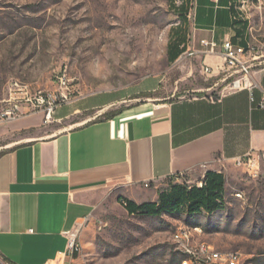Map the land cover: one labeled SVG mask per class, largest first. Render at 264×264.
I'll use <instances>...</instances> for the list:
<instances>
[{"label": "crops", "instance_id": "0c3cea01", "mask_svg": "<svg viewBox=\"0 0 264 264\" xmlns=\"http://www.w3.org/2000/svg\"><path fill=\"white\" fill-rule=\"evenodd\" d=\"M183 3L168 73L76 96L57 108L51 124L38 112L3 122L14 135L25 134L0 153L5 264H66L65 234L86 226L107 199L127 212V203H158L172 185L202 187L209 172L223 175L226 193L240 170L235 160L264 155V14L253 11H261L254 0ZM202 40L215 42V53H206ZM228 41L257 48L251 91H224Z\"/></svg>", "mask_w": 264, "mask_h": 264}, {"label": "rangeland", "instance_id": "374dc122", "mask_svg": "<svg viewBox=\"0 0 264 264\" xmlns=\"http://www.w3.org/2000/svg\"><path fill=\"white\" fill-rule=\"evenodd\" d=\"M182 5V0H0V111L14 82L33 93L52 92L65 69L74 96L127 89L168 73ZM24 137L0 122V153ZM186 229L196 243L222 254L240 253V264H264V178L236 170L222 209L212 215L190 216L184 208L158 218L131 216L107 199L80 231L78 253L66 264H183L190 254L179 253L172 238Z\"/></svg>", "mask_w": 264, "mask_h": 264}, {"label": "built area", "instance_id": "2783aa9c", "mask_svg": "<svg viewBox=\"0 0 264 264\" xmlns=\"http://www.w3.org/2000/svg\"><path fill=\"white\" fill-rule=\"evenodd\" d=\"M260 2L261 14L262 4ZM202 46L206 53H215L217 44L202 40ZM225 50L224 66V91L252 90L255 87L252 75L255 69L260 65L257 48L251 47L248 50L235 46L231 41L223 45ZM206 74L211 73L210 68H206ZM58 89L52 92L39 91L33 93L28 85L14 82L10 85L9 98L5 100L6 108L0 111V122H9L19 119L32 113H42L44 115V124L53 122V115L57 108L69 103L74 97L72 90L73 80L68 69L61 70L56 77ZM264 107V98L261 103ZM235 166L244 169L246 173L254 178H264V155L252 152L244 157L235 160ZM149 187V184L145 185ZM83 226L74 228L65 235L68 239L66 256L73 258L79 250V229ZM201 232V230H200ZM173 243L176 245L179 253H188L192 255V262L186 264H240L241 254L238 252H226L219 254L218 250L207 243H196L192 232L187 233V239H179V230L173 235Z\"/></svg>", "mask_w": 264, "mask_h": 264}, {"label": "trees", "instance_id": "16d2710c", "mask_svg": "<svg viewBox=\"0 0 264 264\" xmlns=\"http://www.w3.org/2000/svg\"><path fill=\"white\" fill-rule=\"evenodd\" d=\"M184 15V13L180 14L181 21H183ZM172 48L173 43H170L169 54ZM224 202L225 179L221 174L209 172L202 187L190 186L187 183L172 185L160 194L158 203H147L141 206H133V204L127 203L124 208L131 216L145 215L154 218L178 214L184 208H187L190 216L200 215L203 212L212 215L222 209ZM184 260L185 258L182 259L181 263Z\"/></svg>", "mask_w": 264, "mask_h": 264}, {"label": "bare ground", "instance_id": "6f19581e", "mask_svg": "<svg viewBox=\"0 0 264 264\" xmlns=\"http://www.w3.org/2000/svg\"><path fill=\"white\" fill-rule=\"evenodd\" d=\"M260 2H261V0H256V3H257L258 8H260ZM242 4H243V6H245L246 2H243ZM263 7H264V3L262 4V8ZM80 231H81V229H79V234H80ZM187 233H190V230H188V229L181 230L179 232V239H187ZM79 248H80V245H79ZM219 254H222V253H219ZM190 262H192V255H190V260L189 261H184L183 264L190 263Z\"/></svg>", "mask_w": 264, "mask_h": 264}]
</instances>
